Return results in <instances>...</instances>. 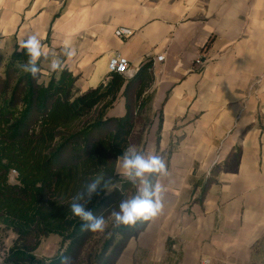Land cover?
Listing matches in <instances>:
<instances>
[{
    "label": "crops",
    "instance_id": "1",
    "mask_svg": "<svg viewBox=\"0 0 264 264\" xmlns=\"http://www.w3.org/2000/svg\"><path fill=\"white\" fill-rule=\"evenodd\" d=\"M29 35L49 52L46 72L71 42L64 66L82 92L112 80V56L129 60L109 116L125 114L127 85L150 63L133 86L150 120L143 153L168 168L156 178L163 207L116 264H251L256 245L264 254V0H0V51Z\"/></svg>",
    "mask_w": 264,
    "mask_h": 264
},
{
    "label": "trees",
    "instance_id": "2",
    "mask_svg": "<svg viewBox=\"0 0 264 264\" xmlns=\"http://www.w3.org/2000/svg\"><path fill=\"white\" fill-rule=\"evenodd\" d=\"M26 61L19 44L10 53L0 51V230L15 234L0 264H60L62 255L70 256L73 264H116L150 220L120 228L110 222L102 233L84 231L70 211L71 198L95 175L112 177L120 187L94 196L87 205L107 219L121 200L137 193V184L116 167L128 146L143 152L150 120L137 106L142 87L138 91L133 82L150 63L127 85L125 114L109 116L124 82L122 74L111 72L109 83L82 92L67 67L45 74L42 58L38 83L20 70ZM216 175L213 171L202 184L203 195ZM147 178L156 183L157 176ZM50 234L60 235L66 248L39 258L35 251ZM257 246L251 264H264Z\"/></svg>",
    "mask_w": 264,
    "mask_h": 264
},
{
    "label": "clouds",
    "instance_id": "3",
    "mask_svg": "<svg viewBox=\"0 0 264 264\" xmlns=\"http://www.w3.org/2000/svg\"><path fill=\"white\" fill-rule=\"evenodd\" d=\"M25 50L27 61L20 64V70L29 74L39 83L41 68L39 62L43 58L48 60L49 52L42 44L37 35H29L20 45ZM76 55L75 49L69 40L62 43L59 54L53 53L48 67L50 72H62L64 69V59H71ZM115 69V63L113 64ZM119 70H123L122 68ZM121 161V175L133 185L139 182L140 187L135 195L120 201L118 210L113 209L106 219L104 215H96L87 205L91 203L94 196L102 192H111L119 188L112 177L103 174L95 175L90 181L85 183L72 198L70 211L74 217L82 222L81 228L84 231L105 232L111 222L113 228L122 226H135L137 222L147 221L156 217L161 211L162 193L165 191L160 183H152L149 176H166L168 168L164 159L157 154L145 156V154L134 145L128 146L123 155L119 157ZM60 264H73L70 256L62 255ZM201 264H211L209 258H202Z\"/></svg>",
    "mask_w": 264,
    "mask_h": 264
},
{
    "label": "rangeland",
    "instance_id": "4",
    "mask_svg": "<svg viewBox=\"0 0 264 264\" xmlns=\"http://www.w3.org/2000/svg\"><path fill=\"white\" fill-rule=\"evenodd\" d=\"M45 74L49 72L44 71ZM47 77V75H46ZM46 79V78H45ZM136 146V145H134ZM137 147V146H136ZM138 148V147H137ZM14 173V172H13ZM138 185V182H137ZM15 239V234L10 231H2L0 230V262L2 261L3 257L7 249L12 245ZM65 244H62V237L58 234H50L47 237H44L35 251V254L39 258H51L55 256L60 250H64L66 248Z\"/></svg>",
    "mask_w": 264,
    "mask_h": 264
},
{
    "label": "built area",
    "instance_id": "5",
    "mask_svg": "<svg viewBox=\"0 0 264 264\" xmlns=\"http://www.w3.org/2000/svg\"><path fill=\"white\" fill-rule=\"evenodd\" d=\"M115 34L118 37L130 36L133 34V30L130 28H127V27H119L115 30ZM163 58H164V56H162V55L157 56L158 60H162ZM114 63H115V69L113 68ZM204 63H205L204 55L200 54L195 59L194 66L202 67L204 65ZM108 66H109V70L111 72H117V73H120V74L125 75V76L132 75L131 69L129 67V60L126 57L121 56L120 54L112 56L109 60ZM121 68L123 69L122 71L119 70Z\"/></svg>",
    "mask_w": 264,
    "mask_h": 264
}]
</instances>
